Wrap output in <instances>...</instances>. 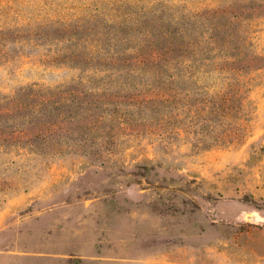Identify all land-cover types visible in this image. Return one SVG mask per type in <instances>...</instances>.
Instances as JSON below:
<instances>
[{
  "label": "rangeland",
  "instance_id": "rangeland-1",
  "mask_svg": "<svg viewBox=\"0 0 264 264\" xmlns=\"http://www.w3.org/2000/svg\"><path fill=\"white\" fill-rule=\"evenodd\" d=\"M218 8L249 15L242 38L264 57V0H0V95L93 76L86 57L98 67L97 49L110 43L89 37L93 24L129 37L119 49L149 55L170 42L166 31L195 28L191 15ZM90 16L98 19L86 24ZM172 73L116 79L125 111L106 121L111 146L99 155L30 167L0 157V177L25 188L0 202V264H264V68L245 78L241 131L225 145L211 144L230 135L219 121H163L167 104L139 107L171 85L194 101L226 83L217 73ZM9 159L16 164L6 168Z\"/></svg>",
  "mask_w": 264,
  "mask_h": 264
},
{
  "label": "trees",
  "instance_id": "trees-1",
  "mask_svg": "<svg viewBox=\"0 0 264 264\" xmlns=\"http://www.w3.org/2000/svg\"><path fill=\"white\" fill-rule=\"evenodd\" d=\"M96 19L90 16L86 24ZM189 21L196 27L182 25L166 31L165 38L170 42L149 55L141 47L119 49L130 41L124 34L120 36L107 27L100 29L96 24L86 28L95 42L103 36L110 42L107 48L97 49L98 67L90 65L95 56L92 52L90 59L86 57V72L91 71L93 76L56 87L32 84L13 95H0V157L15 156L30 167L34 162L48 163L68 155H99L107 148L105 144L111 146L106 121H121L120 114L125 111L121 100L124 96L119 92L124 86L120 87L116 79L145 68L152 72L173 71L169 77H180V72L192 78L217 73L226 83L215 95L200 100L192 97L191 101V95H183L180 87L171 85L142 99L139 107L167 104L171 109L163 121L177 119L182 113L202 121H219L218 126H227L230 135L211 144H231L241 131L240 113L248 105L250 80L245 78L264 68V57L247 52L252 44L241 35L251 29L253 20L248 14L218 8L191 15ZM15 164L12 159L3 163L6 168ZM20 180L0 177V202L10 192L25 190Z\"/></svg>",
  "mask_w": 264,
  "mask_h": 264
},
{
  "label": "bare ground",
  "instance_id": "bare-ground-1",
  "mask_svg": "<svg viewBox=\"0 0 264 264\" xmlns=\"http://www.w3.org/2000/svg\"><path fill=\"white\" fill-rule=\"evenodd\" d=\"M249 218H252V217L249 216Z\"/></svg>",
  "mask_w": 264,
  "mask_h": 264
}]
</instances>
